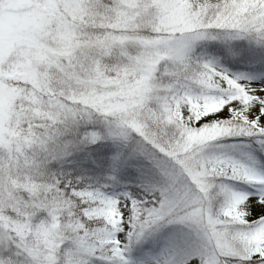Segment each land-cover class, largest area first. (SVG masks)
Returning <instances> with one entry per match:
<instances>
[{
    "label": "snow or ice",
    "instance_id": "1",
    "mask_svg": "<svg viewBox=\"0 0 264 264\" xmlns=\"http://www.w3.org/2000/svg\"><path fill=\"white\" fill-rule=\"evenodd\" d=\"M0 264H264V0H0Z\"/></svg>",
    "mask_w": 264,
    "mask_h": 264
}]
</instances>
